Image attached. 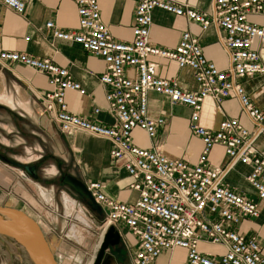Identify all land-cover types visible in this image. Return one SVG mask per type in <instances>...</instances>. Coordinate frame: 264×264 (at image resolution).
<instances>
[{"label":"built area","instance_id":"1","mask_svg":"<svg viewBox=\"0 0 264 264\" xmlns=\"http://www.w3.org/2000/svg\"><path fill=\"white\" fill-rule=\"evenodd\" d=\"M132 1L135 9L130 42L113 39L101 21L97 0H76V30L62 31L52 22L45 25L53 39L74 43L103 61L105 69L98 82L107 89V112L113 120L110 125L68 112L66 92L84 96L86 91L66 69L50 60L0 49V66L7 69L18 64L44 74L49 91L41 97L43 113L58 131L105 140L110 144V158L123 162L131 179L129 188L138 194L133 204L108 199L101 183L86 186L103 214L101 235L110 227L117 232L123 227L137 238L132 264H151L162 252L176 248L186 251L187 264H264L257 241L245 239L234 230L245 219L259 218L264 203V150L255 146L264 136V111L251 102L241 84L243 79L264 75L260 57L264 22L257 25L248 21L249 16L264 18V0H214L209 13L173 0ZM0 8L24 13V4L19 0H0ZM155 9L192 21L202 31L213 26L222 32L220 41L228 55V67L219 70L208 61L198 39L189 31L181 34L172 50L152 46L149 34ZM151 58L174 62L180 70L189 69L198 89L185 91L175 80L161 77L159 65ZM150 93L164 97L171 107L191 110L188 130L202 144L195 163L170 159L160 146L142 149L133 145L134 129L154 140L158 129L165 125L163 116L151 117L148 113ZM208 98L216 104L236 99L251 130L237 119L222 120L215 131L202 127V103ZM99 113V108L92 111L93 116ZM215 147H221L227 158L223 166L210 161ZM237 164L250 168L245 180L254 198L226 182ZM200 243L222 247L224 253L211 258L199 251Z\"/></svg>","mask_w":264,"mask_h":264},{"label":"crops","instance_id":"2","mask_svg":"<svg viewBox=\"0 0 264 264\" xmlns=\"http://www.w3.org/2000/svg\"><path fill=\"white\" fill-rule=\"evenodd\" d=\"M19 1L24 4V13L21 15L0 8V49L23 53L37 59H48L54 65L66 69L71 78L86 91L84 96H80L76 92H66L65 103L68 112L83 118L96 120L103 125H110L113 120L107 112L105 101L107 89L98 82L99 75L105 69L103 61L85 52L74 43L53 39L51 31L45 28L48 22H52L56 28L62 31L76 30L78 22L76 0ZM173 1L189 6L198 12L208 13L211 12L214 2V0ZM97 2L101 21L108 28L113 39L118 42H130L132 39L131 28L135 2L132 0H97ZM248 21L262 25L264 18L249 16ZM185 31H189L198 39L202 53L208 61L214 63L219 70H225L228 67V55L220 41L223 35L222 32L216 30L213 26L206 31H202L198 24L159 9L152 12V25L149 34V43L152 46L162 50H172ZM253 47L256 48L257 44ZM260 53L261 63L264 65V49ZM151 60L159 65V75L161 77L175 80L182 90L193 92L198 89L189 69L180 70L174 62L165 59L151 58ZM5 76L17 86H23L28 97V102L25 101L20 103V106L18 105L20 113L15 115L19 120H24L26 117L31 120L30 124L34 128L33 130L30 128V131H26V133L30 136L29 140L34 139L40 142L41 146L39 147L41 150L33 147L34 151L41 152L45 148L43 145L46 141L51 140L55 142V146L52 148V153H50L69 163L77 176L86 185L96 182L103 184V194L108 199L120 203L133 204L137 200L138 194L129 188L131 179L123 169V162L110 158V144L107 141L79 132L61 134L46 114L43 113L41 97L49 91L47 78L44 74L14 64L7 69L0 66V81H2L1 85L3 87L5 86ZM241 84L251 102L264 111V75L243 79ZM147 98L149 115L151 117L163 116L165 125L158 129L154 140H149L143 131L134 129L131 135L133 145L142 149L160 146L163 154L170 159L195 163L201 153L202 144L188 130L191 110L185 106L171 107L167 99L153 93H150ZM0 107L14 113L13 109L5 105L4 102L0 101ZM94 108L100 110L97 116L92 114ZM224 119H237L248 130L252 128L241 112L236 99L229 98L220 104L214 103L210 98L205 99L202 103L200 125L208 130L215 131ZM20 128L18 132H22ZM21 134L18 135V138L16 137L20 141L17 147L26 146L22 141L24 137ZM30 146L29 150L32 149ZM255 146L258 150H264V136L256 141ZM209 157L211 163L216 166H223L227 162L221 147L213 148ZM52 169L53 171L48 170L47 172L55 173L54 168ZM250 171L248 166L237 164L228 175L226 182L247 197L254 198V192L245 180ZM20 179H23L22 176H20ZM7 182L8 180L4 175L2 178L0 177V184H2L0 186V196L3 195L0 207L25 210V206L28 205L23 203L21 198L27 197L26 193L22 192V187L19 184L11 188L9 184H6ZM10 190L12 195H6ZM63 196L66 198L63 199ZM61 197L59 204H63L66 215V218L63 216L62 218L68 221L67 223H77L78 220L73 218L70 213L73 212L72 209L76 205L80 206L79 201H74L72 197L64 192L61 193ZM53 205H55V202L47 204L46 209L49 213L55 215L56 208ZM25 213L28 215L27 212ZM86 213L88 212L86 211ZM50 225H53L52 220ZM75 228L73 226L67 236L64 237L69 238V241L72 239L71 242L78 249L80 248V236L75 232ZM234 230L245 239L254 238L261 246L262 255L264 256V203L260 205L259 218L254 220L245 219ZM118 233L121 243L115 250V255L117 257L122 255L125 264H132L138 240L126 228H119ZM198 249L211 258L219 257L224 253L222 247L207 243H200ZM74 260L76 264H80V257H76ZM151 264H187L186 251L179 248L164 251Z\"/></svg>","mask_w":264,"mask_h":264},{"label":"rangeland","instance_id":"3","mask_svg":"<svg viewBox=\"0 0 264 264\" xmlns=\"http://www.w3.org/2000/svg\"><path fill=\"white\" fill-rule=\"evenodd\" d=\"M1 84L2 81H0V101L13 109L14 113L9 112L7 109L0 110V141L7 145H11L12 143V146H17L20 142L19 139H17L18 136L17 138L14 137L12 140H9L7 138V133L18 131L11 119L13 116L16 118L15 114L20 113V103H24L25 101L28 102V97L24 92L23 86H17L6 76L4 77L5 86L3 87ZM30 121L28 117L24 120L18 119V124L22 128V131H30V128L33 130L34 126L30 124ZM22 141L26 146L22 145L21 147H17L19 151L17 155L18 159L26 162L37 160L40 154L33 149L37 148V150H41L39 148L41 147L40 142L34 139L26 140L25 138L24 140L22 138ZM29 145L32 147L30 150ZM54 146L55 142L51 140L46 141L43 145V147L51 153ZM28 154L30 155L28 156ZM50 171H53V169L51 168ZM3 175L6 177V180H8L6 184H9L11 188L19 184L22 187V192L26 193L27 197L21 199L23 203L28 206H25V210L22 211L27 212L28 215L25 212L23 213L35 221L40 227L57 264H76L74 260L76 257H80V264H89L98 252L101 235V220H97V218L94 220L91 219L89 214L91 215L92 213L80 203V206L76 205L75 208L72 209L73 212L70 213L78 222L67 223L68 221L62 218V216L66 218L63 204H59L60 198H62L61 195L59 196L52 193L50 189L48 190V188L33 182L22 170L0 162V177L2 178ZM20 176H22L23 179H20ZM36 185L39 186L35 187ZM0 186H2V184H0ZM6 195H12L11 190L6 193ZM2 197L3 195L0 196V203L3 201ZM64 198L66 197L63 196V199ZM52 201L55 202V205H53L55 206L54 208H56L55 215L49 213L46 209L48 207L47 204H53ZM86 211L89 214L86 213ZM51 220L53 225H50ZM73 226L76 227L75 232L80 236V248L78 249H76L73 242H71L72 239L69 241V238L67 239L64 237L65 235L67 236V233ZM0 264H31V262L28 260L23 250L14 242L0 237Z\"/></svg>","mask_w":264,"mask_h":264},{"label":"water","instance_id":"4","mask_svg":"<svg viewBox=\"0 0 264 264\" xmlns=\"http://www.w3.org/2000/svg\"><path fill=\"white\" fill-rule=\"evenodd\" d=\"M19 167L25 172L32 169L28 165H19ZM62 183L68 187L72 197L94 214L97 220L102 219V211L83 180L67 175L62 179ZM0 237L19 246L32 264H57L38 224L20 210L0 207ZM120 243L119 233L113 227L108 228L101 238L92 264H125L122 255L119 257L115 255Z\"/></svg>","mask_w":264,"mask_h":264},{"label":"flooded vegetation","instance_id":"5","mask_svg":"<svg viewBox=\"0 0 264 264\" xmlns=\"http://www.w3.org/2000/svg\"><path fill=\"white\" fill-rule=\"evenodd\" d=\"M2 109L3 107H0V110ZM11 121L13 125H15L19 130L20 126L18 124V117L15 118L13 116ZM20 130H22V128H20ZM20 133H22L21 135L26 140H29L30 136L27 135L26 131L7 133V138L9 140H12ZM18 152L19 151L17 150V146H12V143L11 145H7L0 141V162L22 170L32 181L50 189L52 193L60 196L61 193L64 192L72 197V194L69 192L68 187L62 183V179L67 175H72L79 178L69 163L54 156L49 151H47L46 148H44L43 151L39 152L40 155L37 160L29 162L19 160L17 156ZM19 165H28L32 169H30L29 172H25L22 168L19 167ZM51 168H54L55 173L47 172ZM73 200L78 201L74 198ZM89 217L93 220L96 218L94 214H89Z\"/></svg>","mask_w":264,"mask_h":264},{"label":"bare ground","instance_id":"6","mask_svg":"<svg viewBox=\"0 0 264 264\" xmlns=\"http://www.w3.org/2000/svg\"><path fill=\"white\" fill-rule=\"evenodd\" d=\"M85 224V223H84ZM101 238H102V235L100 236V241L99 243L101 242ZM99 246V245H98ZM19 247V246H18ZM94 257V256H93ZM93 260H91L90 264H92Z\"/></svg>","mask_w":264,"mask_h":264}]
</instances>
